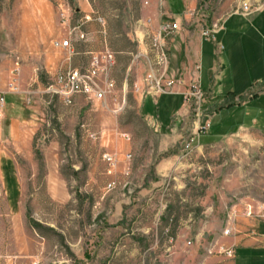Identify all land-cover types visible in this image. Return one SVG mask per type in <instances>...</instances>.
<instances>
[{"label":"rangeland","instance_id":"obj_1","mask_svg":"<svg viewBox=\"0 0 264 264\" xmlns=\"http://www.w3.org/2000/svg\"><path fill=\"white\" fill-rule=\"evenodd\" d=\"M196 1L195 14L181 21L189 30L188 43L206 27L220 30L231 12L250 16L264 9V0ZM90 2L92 14L107 21L109 30L107 44L97 33L93 43L98 48L92 53L108 44L135 47L138 28L148 37L152 19L145 12L147 0ZM165 4L160 0L162 11ZM79 11L77 0H0V72L8 73L0 110L15 109L16 118L27 120L33 135V143L0 147L8 190L0 181V264H201L193 250L201 251L205 244L209 254L232 256L234 251L214 238L220 231L217 226H225L221 230L229 234L239 215L264 221V98L220 113L209 108L211 126L199 134L186 83L154 97L159 114L153 119L139 114L134 91L109 88L106 78L101 82L102 99L84 95L78 103L75 97L82 94L67 92L71 102L53 95L46 89L62 69L46 74L36 53L44 51L46 30L69 28L68 36H61L68 38L74 21L83 15ZM162 15L160 22L173 19ZM127 33L131 40L125 38ZM63 51L65 66L75 52ZM8 57L14 59L12 66ZM141 60L145 77L154 60L135 56V62ZM168 72L176 78L171 57ZM113 78L111 73L109 79ZM12 83L17 90H12ZM117 121L113 143H155L154 147L128 153L123 161L118 151L103 144L109 143L103 126ZM239 125L247 127L238 130ZM193 137L191 150L178 154L176 170L159 179L155 165L174 149L169 146L184 147ZM105 153L117 155L112 171ZM165 156L166 161L176 159ZM9 158H14L13 164H6ZM131 165L136 169L128 172ZM167 219L185 220L187 226L169 229ZM169 236L179 238L170 242Z\"/></svg>","mask_w":264,"mask_h":264},{"label":"crops","instance_id":"obj_2","mask_svg":"<svg viewBox=\"0 0 264 264\" xmlns=\"http://www.w3.org/2000/svg\"><path fill=\"white\" fill-rule=\"evenodd\" d=\"M77 1L83 15L73 23V27L78 23H82L78 35L72 38L75 53L71 58H68L67 65L64 66V51L62 48L55 46V41L65 39L61 38V36H68L69 28L66 31L61 29L46 30L44 34L46 45L44 51L36 53V58L40 60L41 67L46 69V74L53 76L59 69L70 66H87L90 61V54L98 48L93 43L98 32L102 33L105 44L109 43L107 21L103 24L98 17L92 14L93 9L90 0ZM147 1L148 9L145 12L149 13V17L152 19L151 30L158 27V23H161L162 14L170 15L180 24H182V20H189L193 15L191 11H195L197 2L196 0H166L162 11L159 7L160 0ZM188 9H190V12L187 11ZM188 31L187 27H182L181 25V28L170 40L171 73L176 78L183 79L184 83L189 84V79L193 76V64L195 62L201 64L200 77L202 88L206 94V100L204 101L206 109L212 107L215 112L220 113L224 108L235 107L249 99L264 98V9L250 16H245L239 11L229 13L224 18V25L215 34V39L204 37L201 30L200 34L198 32L197 37L191 39L188 43ZM146 32V30L141 28L136 29L138 43H136L135 47L125 45L120 48H111L116 53V65L112 74L120 91L125 92L126 90L125 94L134 91L133 99L139 114L145 118L153 119L156 117L155 115L159 114V100L153 96L144 95L142 92L145 65L143 60L135 62L136 54L145 53L148 50ZM82 34L83 36H81ZM125 38L131 40L128 33ZM218 43L223 44L224 48L219 49ZM8 58H10L7 60L8 65L12 66L14 59ZM7 75V72L5 74L0 72L1 93L6 92ZM33 79L41 81L38 75H35ZM136 87L138 88L136 89ZM251 93H254V96L248 98ZM240 98L245 100L238 101ZM13 99L14 97H9V101ZM84 99V95L75 97V101L78 103L83 102ZM11 103L15 105L14 102ZM16 116H18V113L15 109L6 108L2 109V111L0 110L1 148H3L4 143H13V146L17 143H33L32 130L28 121H22ZM103 116L105 117L106 115L103 114ZM253 122L257 123V120H253ZM119 126V121L103 126V131L107 133V142H109L103 144L109 150L118 151L122 160L128 153L135 155L140 148L154 147L155 143H113V133L117 132ZM241 127L247 126L239 125L238 130ZM199 144L202 145L203 143ZM169 147L174 149L165 155H174L176 159L166 161L164 158L166 156L164 155L157 161L155 174L159 179L175 171L176 167L179 166L177 165L179 163L178 154H180V151L182 152V143L180 145L172 143ZM109 150L108 152H110ZM13 159L9 158L6 164H13ZM3 163V157L0 156V164ZM184 165H187V162ZM135 169L136 166L133 165L128 172ZM0 181H3V188L8 193L2 167L0 168ZM176 223L178 226L179 224L183 225V227L187 226L185 220L179 222L178 219ZM172 226H174L172 225V219H167L165 227L171 229ZM224 227L217 226L220 231L214 238L231 248L234 254L232 256L225 253L209 254L207 252L208 244H205L201 251H197L198 249L193 250V252L196 251L194 253L197 254L201 264H264V221L255 222L250 218L239 215L233 232L224 234L223 230H221ZM178 238L179 236L177 238L174 236L168 237L170 242L177 241Z\"/></svg>","mask_w":264,"mask_h":264},{"label":"built area","instance_id":"obj_3","mask_svg":"<svg viewBox=\"0 0 264 264\" xmlns=\"http://www.w3.org/2000/svg\"><path fill=\"white\" fill-rule=\"evenodd\" d=\"M192 14H195V12H192ZM99 19L103 24L105 23L104 19ZM81 25L82 23H78L72 27L69 32V37L61 41H55V46L65 49L72 55L75 52L74 46L72 44V38L78 35ZM180 28V22L172 19L164 20L158 25V27L153 30H149L148 50L145 53H138L136 55L138 57L144 56L147 59L154 60L153 64L151 65V71L143 79L145 84L142 89L143 93L157 97L164 93L174 92L177 85H182L184 83L183 79L172 78L168 72L170 63V40L175 36ZM218 31L219 30L213 29L212 27H206L203 29L202 34L204 37L215 39V34ZM81 36H83V34ZM218 48L223 49V44L218 43ZM92 54V61L90 60V63L85 67H71L68 69L59 70L55 79L51 84H49L46 91L52 93L53 95L59 94L69 102L72 101V96L67 92H70L73 96L82 94L88 99H90L92 96L98 99L104 98L105 91H103L101 87V82L103 79L106 78L105 82L109 88H115L117 85L114 78L109 79L110 74L116 65V53L107 45L104 49ZM18 62L17 73L19 72L20 68ZM201 67L202 66L200 63L196 65L195 74L191 77L189 88L186 91L187 98L193 99L195 102L194 110L198 116L196 128L199 134L201 131H205L210 128L212 116V114L208 112L209 109H206L203 106V102L206 100V95L201 84ZM11 85L12 90L15 91L18 89L15 85H13V83ZM253 96L254 93H251L250 97ZM0 100L2 103H4L5 99L1 94ZM202 117L205 118L204 121H202ZM195 140L196 137H193L191 142H188L184 145V154H187L188 150H191V144L192 142H195ZM104 156L108 161L110 171H112V169L118 165L117 155L105 153ZM247 213L248 215H252V207H249Z\"/></svg>","mask_w":264,"mask_h":264},{"label":"trees","instance_id":"obj_4","mask_svg":"<svg viewBox=\"0 0 264 264\" xmlns=\"http://www.w3.org/2000/svg\"><path fill=\"white\" fill-rule=\"evenodd\" d=\"M172 225H174V226H173L174 229L177 227L176 219H175V223H174V220H173Z\"/></svg>","mask_w":264,"mask_h":264}]
</instances>
